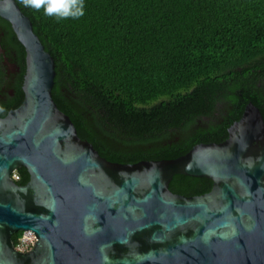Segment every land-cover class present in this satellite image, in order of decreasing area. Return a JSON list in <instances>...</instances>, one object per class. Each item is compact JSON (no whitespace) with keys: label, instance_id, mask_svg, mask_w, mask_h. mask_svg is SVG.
Returning a JSON list of instances; mask_svg holds the SVG:
<instances>
[{"label":"water","instance_id":"water-1","mask_svg":"<svg viewBox=\"0 0 264 264\" xmlns=\"http://www.w3.org/2000/svg\"><path fill=\"white\" fill-rule=\"evenodd\" d=\"M26 50L25 99L0 117V264H264V118L249 103L221 143L172 160L114 163L53 99L55 60L16 0H0ZM26 168L20 186L13 174ZM211 192L174 194V176ZM33 231L35 247L13 235Z\"/></svg>","mask_w":264,"mask_h":264},{"label":"trees","instance_id":"trees-1","mask_svg":"<svg viewBox=\"0 0 264 264\" xmlns=\"http://www.w3.org/2000/svg\"><path fill=\"white\" fill-rule=\"evenodd\" d=\"M16 2L55 60V103L111 162L221 143L249 103L264 118V0H83L82 16L63 19ZM25 74V47L0 17L1 118L23 103ZM17 174L25 186L27 169ZM212 189L207 178L170 183L186 197Z\"/></svg>","mask_w":264,"mask_h":264},{"label":"clouds","instance_id":"clouds-1","mask_svg":"<svg viewBox=\"0 0 264 264\" xmlns=\"http://www.w3.org/2000/svg\"><path fill=\"white\" fill-rule=\"evenodd\" d=\"M23 3L32 9L43 8L45 15L55 16L57 19L70 16L78 18L84 14L83 0H23Z\"/></svg>","mask_w":264,"mask_h":264},{"label":"built area","instance_id":"built-area-1","mask_svg":"<svg viewBox=\"0 0 264 264\" xmlns=\"http://www.w3.org/2000/svg\"><path fill=\"white\" fill-rule=\"evenodd\" d=\"M13 179L18 181L20 177L17 173H14ZM36 242L37 238L34 235L33 231H24L22 232V235L19 238L17 245H15V249L20 253H28L35 247Z\"/></svg>","mask_w":264,"mask_h":264},{"label":"flooded vegetation","instance_id":"flooded-vegetation-1","mask_svg":"<svg viewBox=\"0 0 264 264\" xmlns=\"http://www.w3.org/2000/svg\"><path fill=\"white\" fill-rule=\"evenodd\" d=\"M6 63H7V65L10 67V73H11V72H16V71H17V68H16L15 65L9 63L7 60H6ZM26 69H27V66H26ZM25 75H26V74H25ZM3 81H4V79H3ZM24 81H25V77H24ZM23 85H24V83H23ZM23 85H22V89H23ZM14 181H16V180H14Z\"/></svg>","mask_w":264,"mask_h":264}]
</instances>
